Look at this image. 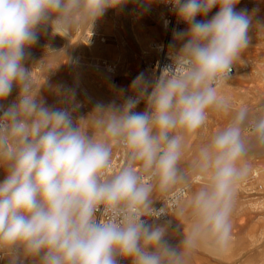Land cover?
I'll return each instance as SVG.
<instances>
[{
    "label": "clouds",
    "instance_id": "obj_1",
    "mask_svg": "<svg viewBox=\"0 0 264 264\" xmlns=\"http://www.w3.org/2000/svg\"><path fill=\"white\" fill-rule=\"evenodd\" d=\"M129 2L150 9V0H0L5 264H190L199 249L230 243L239 186L264 164V95L236 106L223 89L264 20L258 8L237 11L240 0H164L186 25L169 62L77 115L76 91L52 85V71L37 76L45 56L30 64L31 50L49 29L69 40ZM214 116L224 123L189 155Z\"/></svg>",
    "mask_w": 264,
    "mask_h": 264
},
{
    "label": "rangeland",
    "instance_id": "obj_2",
    "mask_svg": "<svg viewBox=\"0 0 264 264\" xmlns=\"http://www.w3.org/2000/svg\"><path fill=\"white\" fill-rule=\"evenodd\" d=\"M156 6V0H152ZM139 4V3H138ZM237 11L247 9L251 12L258 8L256 20H264V0H240ZM216 9L209 13L208 19ZM148 11L129 2L121 10H109L92 29L75 32L69 40L52 36L50 29L42 34L31 50V63L40 61L44 56L43 67H37V76L41 72L52 71L49 82L76 91V99L83 107L77 115L89 112L96 103L107 105L116 99L113 88L126 91L137 75L144 69L151 78V63L156 57L150 44L160 42L165 31L158 35L149 28L146 18ZM153 15V14H152ZM160 19H158V26ZM157 24V23H156ZM160 28V27H159ZM151 31V32H150ZM45 45L56 51H65L71 62H65L62 52L45 54ZM264 34L254 38L252 46L243 54L242 61L234 69L236 75L228 83L225 93L232 99H243L241 104L255 103L264 95ZM104 62H114L117 67L109 74ZM245 67V71L241 67ZM113 80V81H112ZM115 82V83H114ZM16 92H13V95ZM48 105L60 106L58 98L45 92ZM118 100L117 103H121ZM225 121L224 116H214L200 136L189 141V155L194 144L208 137L207 129L211 122L217 128ZM217 122V123H216ZM264 164H253L247 179L239 186L233 213V227L230 243L220 253L201 248L195 252L190 264H264ZM256 171V173H255ZM254 173V174H253ZM259 175V176H258ZM262 179V180H261Z\"/></svg>",
    "mask_w": 264,
    "mask_h": 264
},
{
    "label": "built area",
    "instance_id": "obj_3",
    "mask_svg": "<svg viewBox=\"0 0 264 264\" xmlns=\"http://www.w3.org/2000/svg\"><path fill=\"white\" fill-rule=\"evenodd\" d=\"M160 3V5L163 7L164 9V13H163V17L161 18V22L164 28V31L166 33V38L159 43H153L152 44V49L155 51L156 53V57L153 60V62L151 63V68L152 71L158 75L159 74V68L157 67L158 65L160 67H162L164 64L168 63V43L170 40H173V32L174 31H180L183 30L184 28H186V25L183 23H179L177 21V17L175 16V14L171 11V7L170 5H168L167 3L164 2V0H156ZM160 46H163L162 49ZM105 67V64H103ZM116 65L112 64V63H108L106 65V71L109 74H113L116 71ZM152 72V74H153ZM234 73V70H233ZM144 108L143 103H141L138 108L137 111H142ZM120 163V158H119V154L116 155V157L113 160V164L116 165ZM157 207H159L160 205L157 204Z\"/></svg>",
    "mask_w": 264,
    "mask_h": 264
},
{
    "label": "bare ground",
    "instance_id": "obj_4",
    "mask_svg": "<svg viewBox=\"0 0 264 264\" xmlns=\"http://www.w3.org/2000/svg\"><path fill=\"white\" fill-rule=\"evenodd\" d=\"M158 2V1H157ZM137 5H139V6H141L142 8H143V6L141 5V4H138L137 3ZM157 4H155L152 0H150V9L148 10V15H147V18H146V20H147V22H148V24L150 25V30L153 32V33H155L156 35H158L159 33H160V31L162 32V31H164V28H163V25H162V22H161V18L163 17V12H162V9L161 8H159L158 6H156ZM158 5H160V3L158 2ZM153 14V15H152ZM158 19H160V23H159V25L160 26H158ZM157 23V24H156ZM160 27V28H159ZM185 29V28H184ZM183 29V30H184ZM150 31V32H151ZM173 41V40H172ZM172 41L170 42V43H172ZM170 43H168V47H167V49H168V52H169V44ZM152 44L153 43H151L150 44V48H151V50H152ZM154 51V50H153ZM110 63H112V64H115L114 62H110ZM103 64H105V68H106V65L108 64V62H104ZM116 65V64H115ZM117 66V65H116ZM245 67L246 66H243V67H241V70L242 71H245ZM150 73L152 74V68L150 69ZM115 73V72H114ZM113 73V74H114ZM236 71L234 72V73H232V75H233V77L236 75ZM113 81V80H112ZM115 83V82H114ZM223 91H224V93H226L227 91H228V87H224V89H223ZM262 91H264V89H262ZM16 94V93H15ZM15 96L16 95H11L10 97H9V99H8V103H10V102H12L14 99H15ZM243 101V99H232V102H233V104L234 105H236V106H239L240 105V103ZM261 172H264V169H262L261 170ZM255 173H256V171H255ZM254 174V173H253ZM259 176V175H258ZM262 180V179H261ZM262 182H264V181H262Z\"/></svg>",
    "mask_w": 264,
    "mask_h": 264
},
{
    "label": "crops",
    "instance_id": "obj_5",
    "mask_svg": "<svg viewBox=\"0 0 264 264\" xmlns=\"http://www.w3.org/2000/svg\"><path fill=\"white\" fill-rule=\"evenodd\" d=\"M162 8H163V7H162ZM163 13H164V9H163ZM198 19H199V18H198ZM165 38H166V36H165L160 42H162ZM171 41H172V40H170L169 43H170ZM157 43H159V42H157ZM262 47H264V46H262ZM142 73H144L145 75L147 74V72H146L144 69H142ZM247 104H254V103H247ZM216 123H217V122H216ZM216 128H217V124H214L213 122H211L210 127L207 129L208 135L210 136L211 133H212L213 131L216 130ZM3 178H4V174H3L2 171H0V180H2ZM0 264H5V262L2 261V260H0Z\"/></svg>",
    "mask_w": 264,
    "mask_h": 264
}]
</instances>
